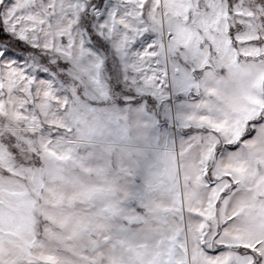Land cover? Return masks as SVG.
I'll list each match as a JSON object with an SVG mask.
<instances>
[{
  "label": "snow or ice",
  "instance_id": "snow-or-ice-1",
  "mask_svg": "<svg viewBox=\"0 0 264 264\" xmlns=\"http://www.w3.org/2000/svg\"><path fill=\"white\" fill-rule=\"evenodd\" d=\"M0 264H264V0H0Z\"/></svg>",
  "mask_w": 264,
  "mask_h": 264
}]
</instances>
